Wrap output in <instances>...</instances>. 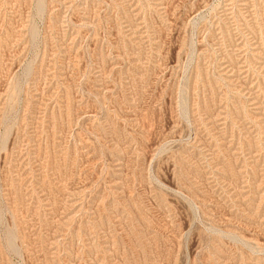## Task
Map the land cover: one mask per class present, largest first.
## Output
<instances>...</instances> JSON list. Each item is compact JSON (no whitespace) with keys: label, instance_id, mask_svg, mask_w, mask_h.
<instances>
[{"label":"rangeland","instance_id":"374dc122","mask_svg":"<svg viewBox=\"0 0 264 264\" xmlns=\"http://www.w3.org/2000/svg\"><path fill=\"white\" fill-rule=\"evenodd\" d=\"M0 264H264V0H0Z\"/></svg>","mask_w":264,"mask_h":264}]
</instances>
